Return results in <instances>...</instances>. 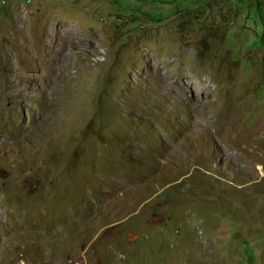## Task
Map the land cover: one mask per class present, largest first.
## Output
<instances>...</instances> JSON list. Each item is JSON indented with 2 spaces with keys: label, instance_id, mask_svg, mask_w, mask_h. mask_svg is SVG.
<instances>
[{
  "label": "rangeland",
  "instance_id": "374dc122",
  "mask_svg": "<svg viewBox=\"0 0 264 264\" xmlns=\"http://www.w3.org/2000/svg\"><path fill=\"white\" fill-rule=\"evenodd\" d=\"M262 130L264 0H0V264H264Z\"/></svg>",
  "mask_w": 264,
  "mask_h": 264
},
{
  "label": "bare ground",
  "instance_id": "6f19581e",
  "mask_svg": "<svg viewBox=\"0 0 264 264\" xmlns=\"http://www.w3.org/2000/svg\"><path fill=\"white\" fill-rule=\"evenodd\" d=\"M43 16H40V18L38 19V26H36L33 29V33L35 34H41L44 29L42 28V22H41V18ZM45 18H42V20L44 21ZM65 33L68 34H72V31H74V29L70 26V25H65L63 27ZM64 40V38L62 39ZM155 40V39H154ZM159 41L165 43L166 45L171 46V43H175L176 39L173 36H163V37H159L158 38ZM178 46H180L179 43H177ZM58 49H60L61 47H57ZM171 52H173L172 48L169 49V53H165L164 57H166L168 59L169 55L171 54ZM163 55V51H159L155 53V56L158 59H161ZM149 59V58H148ZM146 59V61L148 60ZM178 60H170L168 61V63L166 65L162 64V63H154L151 61H148V66L150 68V72L148 73L149 77L151 78L150 81H148L149 83L146 84V88L154 95L159 96L164 102L165 104L171 105L172 103L175 102H181L184 101L183 95L181 93H179V91H177V89L174 88V83H176L177 81H181L179 78H176V72H179L178 70ZM182 63H185L187 66H189L192 63V59L189 56H186ZM183 74H187V73H180V76H182ZM139 76H141L139 74ZM185 84V85H184ZM184 84H180L179 87L182 86H186L187 89L190 91L191 96L193 98V100L197 103H202L206 106V109L204 111H200L198 114L200 116H207L209 114V106L211 105V102H208L205 104V102L203 101V97H214V91L211 90L209 87H204L202 88V85H195L193 84V82H189V78L188 80L184 79ZM202 88H200V87ZM221 101L220 100V96L217 98V102ZM214 105V104H212ZM119 106V105H118ZM233 118V114L230 113V119L229 121L225 124V129L229 130L233 128V122L232 119ZM196 124H198V122H196ZM256 133V132H255ZM264 133V131H259L258 136H261ZM133 131H130L129 133H126V135L128 136V142H132L134 139H136L135 142H132V146L133 149L135 150H141L144 151L146 148L145 146V137L143 134H139L137 137H135L133 135ZM206 135L210 136L213 138V134L206 131ZM253 137H255V134L253 133Z\"/></svg>",
  "mask_w": 264,
  "mask_h": 264
}]
</instances>
